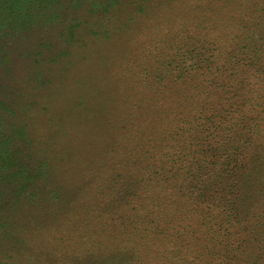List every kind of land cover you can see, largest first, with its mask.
<instances>
[{
    "label": "rangeland",
    "instance_id": "1",
    "mask_svg": "<svg viewBox=\"0 0 264 264\" xmlns=\"http://www.w3.org/2000/svg\"><path fill=\"white\" fill-rule=\"evenodd\" d=\"M231 40L264 45V0H65L6 43L0 140L32 180L0 210V264H169L141 237L146 216L178 197L174 177L166 189L150 182L173 168L159 146L177 119L173 90ZM208 162L194 200L259 220L264 160Z\"/></svg>",
    "mask_w": 264,
    "mask_h": 264
},
{
    "label": "trees",
    "instance_id": "2",
    "mask_svg": "<svg viewBox=\"0 0 264 264\" xmlns=\"http://www.w3.org/2000/svg\"><path fill=\"white\" fill-rule=\"evenodd\" d=\"M63 1L0 0V50L17 34L34 28L42 16L57 11ZM218 39L224 42V37ZM254 43L242 45L231 40L224 51L216 45L199 65L191 67L183 86L173 90L180 92L170 102L178 109L174 113L177 119L159 144L168 151L167 162L173 168L160 169L150 182L166 189L168 178L174 177L179 188L171 193L178 197L159 215L146 216L155 221L141 237L143 245L153 240L166 249L168 256L155 252L158 261L264 264V209L259 220H241L230 214L221 218L212 212V203H197L191 194L201 171L209 168L208 158L216 161L219 170L236 160L245 163L254 153L264 160V59L251 61L252 55L264 53V45ZM170 98L169 91L166 99ZM11 147L8 140H0V210L16 202L32 180L24 175ZM180 220L201 221L191 228Z\"/></svg>",
    "mask_w": 264,
    "mask_h": 264
}]
</instances>
